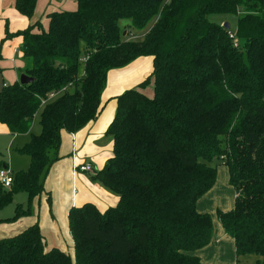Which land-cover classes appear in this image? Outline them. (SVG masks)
<instances>
[{"label": "trees", "instance_id": "16d2710c", "mask_svg": "<svg viewBox=\"0 0 264 264\" xmlns=\"http://www.w3.org/2000/svg\"><path fill=\"white\" fill-rule=\"evenodd\" d=\"M37 2L16 0L15 9L32 19ZM75 2V12L48 16V31L37 23L3 39L23 38L21 76L33 82L5 86L0 124L12 136L29 134L42 102L59 97L43 107L41 133L17 150L30 158L29 169L14 174L12 188L0 184V212L20 193L28 203L0 223L33 214L60 160L62 133L98 118L111 71L152 58L154 95L141 91L146 80L115 99L107 130L113 156L97 179L119 200L104 212L92 204L72 208L75 260L48 250L35 224L0 240V264H202L193 254L212 243L214 226L197 204L222 166L236 199L218 219L235 241L238 264L248 256L264 264V0ZM211 15L237 16L238 47ZM156 17L141 41L130 40L131 28L142 30ZM123 20L131 24L126 36ZM0 167L8 170L1 152Z\"/></svg>", "mask_w": 264, "mask_h": 264}, {"label": "crops", "instance_id": "0c3cea01", "mask_svg": "<svg viewBox=\"0 0 264 264\" xmlns=\"http://www.w3.org/2000/svg\"><path fill=\"white\" fill-rule=\"evenodd\" d=\"M15 2L16 0L13 2L0 0V50L3 56L0 68L6 85L20 81L21 69L24 67V63L19 58L22 54L18 56L20 50L17 47L19 42L23 44V38H19L21 41L13 40L4 43L6 29L9 28L10 33L14 34L37 23L42 24L39 15L44 9V17L47 18L48 26L44 31H48V16L50 14L75 12L78 8L75 1H71L67 5V3L59 4L56 0H38L34 17L28 19L17 12ZM34 32L40 33L38 29H35ZM152 72L153 59L146 57L134 61L125 68L109 73L108 83L102 95L104 109L98 118L74 134L62 133L60 160L52 166L45 181V191L49 196L44 194L33 201L31 216L20 218L15 223H0V240L16 236L27 228L38 224L48 250L58 249L75 260V243L69 220L72 208L92 204L104 212L115 207L119 200L115 193L97 179V174L105 168L113 156V138L107 134V130L116 116L115 99L126 91L139 88L146 80H149V90H140L148 97H153ZM31 131L26 135L12 136L8 128L0 124V141L12 138L9 145L11 150L8 149V158L5 161L8 170L13 174L26 171L30 167V158L20 155L17 150L28 144L31 135L40 134L42 128L34 127ZM16 154L20 158L16 157ZM87 164L92 165L94 173L80 170ZM22 194L24 193L16 195L9 207H13L15 204L16 206L26 205L28 195L21 197ZM49 197L50 202L48 201ZM235 199V190L229 184L228 168L219 167L216 185L197 204V211L200 214L210 215L214 226L212 243L193 254L201 260L202 264H238L235 241L226 234L218 219V212L228 213L235 208ZM12 213L14 214V212ZM2 217L4 216L0 212V220L7 219ZM247 258L242 260L245 261Z\"/></svg>", "mask_w": 264, "mask_h": 264}, {"label": "rangeland", "instance_id": "374dc122", "mask_svg": "<svg viewBox=\"0 0 264 264\" xmlns=\"http://www.w3.org/2000/svg\"><path fill=\"white\" fill-rule=\"evenodd\" d=\"M56 1L59 4H65V3H67V5H69L68 4L69 2L75 1V0H65V1H63V0H56ZM9 2H13V0H9ZM44 16H45V13H44V9H43V11L41 12V14L39 15V19L42 20V24H40L41 30H47V27H48L47 26V21H46L47 18L44 17ZM157 20H158V17L152 19V21L149 22L148 25L144 29H142V30H137V29L131 28V31L134 32V34L131 35V37H129L130 40H133V41H141L144 38L145 34H147V33H149L151 31V29L153 28V26L155 25V23L157 22ZM210 20L212 22H214V23L219 24V25L228 24L230 26V33L233 34V35H236L237 34V16H235V15H211L210 16ZM130 25H131L130 24V21H128V20H123V21L120 22V27H121L122 30H124L126 32V35H127V31L125 30V28L126 29H129L130 28ZM6 32H9L10 33V29L9 28L6 29ZM4 35H6V33H4ZM19 38H20L19 36H11L5 42H8V41L11 42L13 40H17V41L19 40V41H21ZM21 46H22V44H21V42H19L17 47L19 48L18 50H20V54L18 56H20L22 54ZM21 56L19 57L20 58V61L23 62L24 65H25V61L23 60V58ZM148 88L149 87L147 85L143 89L146 90ZM152 91H153V89H152ZM42 110H43V107H42V109L40 111H38V113H37V115L35 117L34 123L32 125V130H33L34 127L37 128V129H39L41 127V125H40V116H41V111ZM31 133H32V131H31ZM11 139L12 138H8V139H5L3 141H0V152L2 153V159H3L4 162H6L5 159L7 160V158H8V149L11 150V146H9ZM16 157H19V156H17V154H16ZM11 166H12V164H11ZM26 195L27 194L24 193V194H22L21 197H25ZM19 205H23V204H19ZM19 205H17V206H19ZM26 205H23V206H26ZM17 206L15 204L13 207H7L6 209H4L5 211L4 210L1 211L2 215L4 216L2 218H7V219L12 218V216H14V214H15V210H16ZM12 212H14V214ZM4 220H6V219H4ZM257 260H259V258L257 256H248L247 260L244 261V264H255L257 262Z\"/></svg>", "mask_w": 264, "mask_h": 264}, {"label": "built area", "instance_id": "2783aa9c", "mask_svg": "<svg viewBox=\"0 0 264 264\" xmlns=\"http://www.w3.org/2000/svg\"><path fill=\"white\" fill-rule=\"evenodd\" d=\"M230 37H231V39L234 42V46L235 47H238V41H237L236 35L230 34ZM86 61H87V58L83 59L82 62L85 63ZM58 97H59V94L50 95L49 96V100H44L42 102V104H43L42 107H45L49 102H52V101L57 100ZM80 170L83 171V172H86V173H94L93 167L90 164H87V165L81 167ZM13 179H14V174L12 172H10L9 170H6V169H1L0 170V184L5 189L12 188Z\"/></svg>", "mask_w": 264, "mask_h": 264}, {"label": "water", "instance_id": "95a60500", "mask_svg": "<svg viewBox=\"0 0 264 264\" xmlns=\"http://www.w3.org/2000/svg\"><path fill=\"white\" fill-rule=\"evenodd\" d=\"M224 28L226 30H230V26L228 24H225L224 25ZM126 35V33L124 34V36ZM33 82V79H30L29 77H27L26 75H22L21 78H20V83L23 84V85H26V84H30ZM6 84H5V80H4V77H3V74L0 70V95L2 94L4 88H5Z\"/></svg>", "mask_w": 264, "mask_h": 264}]
</instances>
